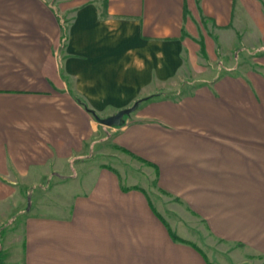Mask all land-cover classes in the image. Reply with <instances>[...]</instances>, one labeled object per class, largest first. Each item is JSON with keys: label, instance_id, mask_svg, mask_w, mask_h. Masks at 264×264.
<instances>
[{"label": "crops", "instance_id": "0c3cea01", "mask_svg": "<svg viewBox=\"0 0 264 264\" xmlns=\"http://www.w3.org/2000/svg\"><path fill=\"white\" fill-rule=\"evenodd\" d=\"M228 47L251 58L217 74ZM78 98L148 99L107 127ZM9 218L3 264H215L202 237L264 264V0H0Z\"/></svg>", "mask_w": 264, "mask_h": 264}, {"label": "rangeland", "instance_id": "374dc122", "mask_svg": "<svg viewBox=\"0 0 264 264\" xmlns=\"http://www.w3.org/2000/svg\"><path fill=\"white\" fill-rule=\"evenodd\" d=\"M248 44H251V43L248 42ZM249 48H251V47H249ZM230 49L231 48L228 47V49L223 50L224 53H221L219 61L221 62L222 66H221V68L218 69V71H217L218 73L217 74L223 73V71H225V69H227V68H229L231 66H234L235 63H240V62H243L244 60H245V62H248V60L251 58V54L250 53H252L250 50H253V49H248V48L244 49V48H241V47L238 48V49L236 48L234 51L230 50ZM194 75L195 74L193 72H191V74H190L191 78L194 77ZM102 146H103V144H102ZM101 151L102 152H108V148H105L103 146V147H101ZM97 160H104L105 162L110 163V164H116V163L119 164V161H120V159L118 157L111 156L110 154H109V156L108 155H106V156L99 155ZM126 169H128V167ZM130 171H131V169L129 168V172ZM135 171H136V169H135ZM46 185H47V183H44V186H46ZM32 192H33V198L34 199H31L28 202V204H27V202L25 200L23 208L26 207V209H28L29 207H31L32 206V201H33L34 205L36 204L35 203L36 195L39 192V190H36L34 188L32 190ZM34 192H36L35 195H34ZM29 195H30V198H32V195L31 194H29ZM152 198L156 202L157 206L162 210V212L167 214L168 216H169V214H171L169 212L170 211L169 209L172 207V203L173 202H178V200L170 199L168 196H165L163 194L161 195L160 198L154 197L152 195ZM172 216H174L173 218L178 220L177 223H179V224L185 223L184 221L179 219L180 218L179 215H174L173 214ZM11 220H12V218H9L8 220H6L5 223H3L4 225L2 224L3 226L1 225L0 226V231H1L2 227H6V225H8V223H10ZM200 242H201L202 248L206 251V253L209 254L210 258L212 259V261L215 264H221L222 263L220 261V258L224 259L229 264H238V262H239L238 258H232L230 255L225 254V253H223L221 251V249L226 247V246L222 245L220 242H217L216 240H214L212 238H208V237H202V239H200ZM233 249H235V248H233Z\"/></svg>", "mask_w": 264, "mask_h": 264}, {"label": "water", "instance_id": "95a60500", "mask_svg": "<svg viewBox=\"0 0 264 264\" xmlns=\"http://www.w3.org/2000/svg\"><path fill=\"white\" fill-rule=\"evenodd\" d=\"M140 103L141 101L137 100L132 106L122 109L118 111L117 113L107 116V117H101L100 115L97 114L96 120L99 124L103 126H107V127L121 126L125 121L124 117L133 113L137 109V107L140 105Z\"/></svg>", "mask_w": 264, "mask_h": 264}, {"label": "trees", "instance_id": "16d2710c", "mask_svg": "<svg viewBox=\"0 0 264 264\" xmlns=\"http://www.w3.org/2000/svg\"><path fill=\"white\" fill-rule=\"evenodd\" d=\"M62 29H63L62 39H63V44H65V41H66V32H67V25L63 24V25H62ZM202 54H203L204 56H206L205 46H204V44H202ZM148 98H151V97H148ZM148 98H142V99H139V100L142 102V101H144L145 99H148ZM78 100H79V102H80L84 107H86L87 110H89V111L94 115V117L96 118L97 113L94 112L93 110L89 109L88 106H87V104H86L82 99L78 98ZM126 118H127V116L124 117V119H126ZM124 122H125V121H124ZM4 228H5V227H2L0 233H2V231L4 230ZM0 235H1V234H0ZM174 238H175L176 240L185 241V240H183V239H180V238H179L178 236H176V235H174ZM195 247H196V246H195ZM0 264H3V258H1V251H0Z\"/></svg>", "mask_w": 264, "mask_h": 264}]
</instances>
